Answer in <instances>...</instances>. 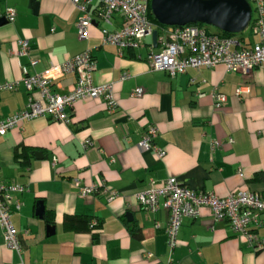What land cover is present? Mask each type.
<instances>
[{
  "label": "crops",
  "instance_id": "1",
  "mask_svg": "<svg viewBox=\"0 0 264 264\" xmlns=\"http://www.w3.org/2000/svg\"><path fill=\"white\" fill-rule=\"evenodd\" d=\"M97 6L94 2L87 9L93 24L82 40L76 23L83 12L71 0H0L2 15L7 8L16 12L12 22L0 25L1 84L19 80L24 68L29 74L42 73L51 64L89 50L96 60L94 82H112L117 102V109L109 113L102 100L84 98L68 111V124L37 117L23 120L0 137V181L25 188L14 193L20 208L11 206L22 251L19 255L5 245L0 228V264H166L164 227L169 213L164 208L148 212L134 196L150 179L159 184L175 177L194 191L221 197L240 189L264 194V66L245 75L227 71L224 64L188 68L175 76L151 70L145 61L149 46L159 51L152 34L141 48L125 49L120 55L116 46L103 42L104 24L96 20ZM121 23L114 14L107 28L118 29ZM235 37L245 45L258 41L251 31ZM21 39L28 40L39 59L36 66H30L27 55L17 54ZM123 74L128 77L121 79ZM76 78L74 73L62 75L53 81V88L69 93ZM136 87L143 88L141 97L131 95ZM239 87L248 92L237 96ZM213 91L226 96L220 107ZM26 103L22 84L2 91L0 120ZM149 124L157 128L153 142L165 151L163 158L137 146ZM212 140L221 144L212 149ZM75 179L79 186L104 182L119 196L110 202L99 192L80 196ZM39 201L42 218L36 215ZM66 215L85 216L100 227L65 228ZM259 218L260 225L251 227L264 237V213ZM132 228L140 229V235L135 236ZM171 258L176 264H264V251L248 246L228 221H214L203 208L199 217L183 218Z\"/></svg>",
  "mask_w": 264,
  "mask_h": 264
},
{
  "label": "built area",
  "instance_id": "2",
  "mask_svg": "<svg viewBox=\"0 0 264 264\" xmlns=\"http://www.w3.org/2000/svg\"><path fill=\"white\" fill-rule=\"evenodd\" d=\"M72 4L83 12L77 21L78 37L88 38V28L93 19L88 13V7L97 2L95 9L96 20L101 27L103 42L117 47L121 55L125 49H139L145 45L146 36L155 30L154 23L148 16L150 0H71ZM253 14L249 25L251 34L258 37L252 45H245L235 36H221L209 32L205 26L186 24L183 26H166L159 29L156 43L159 51L154 52L152 46L146 54L145 61L151 70H164L170 76L186 72L188 68H212L217 64H224L227 71L249 74L255 68L264 66V0H250ZM6 18L12 22L16 16L13 8L6 9ZM114 14L120 16V28L109 30ZM18 55H27L31 67L39 62L28 40H18ZM96 70V60L89 50L60 64H51L42 73L29 74L24 68L19 80L0 83L2 91L16 90L22 84L27 92V103L19 112L0 120V137L8 130L17 127L23 120L37 117H48L52 121L70 123V113L73 105L81 99L92 98L102 100L109 113L117 109V102L113 93V83L96 84L93 75ZM67 73L76 74L74 88L69 93H59L54 90L53 81ZM123 74L121 79H126ZM143 88L136 87L131 95L141 97ZM248 92L246 87H239L236 95ZM200 96L203 94L200 93ZM214 103L220 107L226 96L213 91ZM157 128L153 124L145 127L137 146L145 151H152L157 158H163L165 151L154 145ZM232 142V139L229 138ZM91 141H86L90 146ZM221 144L218 140L211 141L212 149ZM242 175L241 170L238 171ZM75 179V186L79 187L78 195L86 196L91 193H102L108 202L119 196V193L110 190L104 182L93 183L88 186H79ZM25 188L16 182L0 181V228L5 245L20 255L22 246L11 222V206L19 209L21 202L14 198V193L22 192ZM141 208L148 212H156L160 208L168 211V221L164 227L167 237L169 258L166 264H176L171 256L178 245V232L183 218H197L201 210L206 208L214 221L226 220L235 235L243 238L245 243L255 250L264 251V237H260L251 227V224L260 225V214L264 213V194L240 189L221 197L214 192L194 191L175 177H169L157 184L150 179L147 186L134 194ZM97 222L93 221L92 225ZM159 228V223L155 224ZM146 256H151L148 252Z\"/></svg>",
  "mask_w": 264,
  "mask_h": 264
},
{
  "label": "water",
  "instance_id": "3",
  "mask_svg": "<svg viewBox=\"0 0 264 264\" xmlns=\"http://www.w3.org/2000/svg\"><path fill=\"white\" fill-rule=\"evenodd\" d=\"M150 9L153 17L166 26L201 23L232 34L245 31L253 14L248 0H150ZM7 22L6 16L0 12V25ZM157 35V30H153L154 44ZM35 156L41 157L42 153L36 152ZM36 215L40 218L44 216L41 201L37 203ZM126 216L130 217V213ZM48 231L53 233V226H49Z\"/></svg>",
  "mask_w": 264,
  "mask_h": 264
},
{
  "label": "trees",
  "instance_id": "4",
  "mask_svg": "<svg viewBox=\"0 0 264 264\" xmlns=\"http://www.w3.org/2000/svg\"><path fill=\"white\" fill-rule=\"evenodd\" d=\"M250 2V0H248ZM148 16L150 18V20L154 23L155 25V29L157 30V32L159 33V29L166 27V25L160 24L152 15L151 13V9H150V4L148 5ZM194 24H198L201 26H205V24H201V23H194ZM219 35L221 36H236L237 34H232V33H226L223 32L221 30H217V32ZM20 156V154L18 155ZM47 220L48 222H51V217L50 215H47ZM64 227L68 228V229H73V230H77V231H90L91 229L97 230L99 229L100 225L99 223H97L96 225H92V223L89 221L88 218H86L85 216H75V215H66L64 218ZM133 234L135 236H139L140 235V229L137 228H132L131 229Z\"/></svg>",
  "mask_w": 264,
  "mask_h": 264
},
{
  "label": "rangeland",
  "instance_id": "5",
  "mask_svg": "<svg viewBox=\"0 0 264 264\" xmlns=\"http://www.w3.org/2000/svg\"><path fill=\"white\" fill-rule=\"evenodd\" d=\"M206 28H207V29H210V30H213V31H217V30H218L217 28H215V27H213V26H210V25H206ZM249 32H250V30H249V28H247L245 31H243V32H241V33H239V34H237L236 36H237L238 38H240L241 36H248Z\"/></svg>",
  "mask_w": 264,
  "mask_h": 264
}]
</instances>
